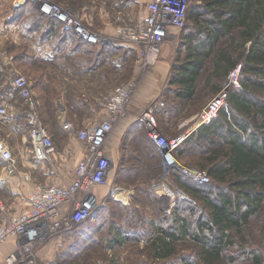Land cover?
Here are the masks:
<instances>
[{"label": "rangeland", "instance_id": "obj_1", "mask_svg": "<svg viewBox=\"0 0 264 264\" xmlns=\"http://www.w3.org/2000/svg\"><path fill=\"white\" fill-rule=\"evenodd\" d=\"M154 1L26 0L15 7L14 0H0L1 81L8 71H16L26 78L34 100L32 112L21 99L10 100L13 108L8 113L9 119L0 118V141L11 151L13 164L19 165L22 149H30L26 123L28 113H34L52 137L54 155L44 162L45 176L40 177L33 171V183L58 186L71 192L80 182L78 169L90 152L84 142L60 127V110L64 111L65 122L74 133L107 126L101 150L111 162L105 183L91 189L97 200L89 219L68 229L70 236L64 234L66 227L59 226L52 232L42 230L29 243L19 235L3 241L0 248L6 243L12 244L5 264H18L23 259H32L33 264H107L110 258H115L118 264H159L163 261L156 259L149 240L158 237L155 236L157 228L167 226L169 219L165 214L174 204L192 228L208 219L204 203L179 186L181 179L190 182L180 166L207 171L204 166H207L208 154L215 149L224 150L226 144L221 136L200 140L196 137L189 144L187 140L203 125L202 114L219 92L227 90L228 93L239 86L230 81L228 73L220 82L219 90L214 92L207 84L212 63L211 59H206L193 80V95L186 100L178 98L174 72L187 61L189 41L184 35L197 33L193 10L203 19L212 17L208 9L200 8L199 0H188L184 12H180L181 21L173 18L167 35L164 22L171 18L161 14L153 27L145 22L150 20L146 17L147 11L159 10ZM43 2L59 9L66 21L71 20L69 29H64V22L40 11ZM158 24L160 28L157 29ZM123 29H126L124 33ZM158 32L162 35H154ZM89 34L96 36L98 41L88 40ZM146 35L155 36L154 49H158V54L154 64L150 63L152 57L146 45L132 39ZM5 56L9 59L5 60ZM161 62H166L161 64L164 73L155 70L156 64ZM240 65L236 64L235 68ZM239 74L240 69L238 77ZM152 131L157 132L163 143L182 139L171 151L178 168L164 165L159 145L149 137ZM27 159L34 164L32 158ZM1 169L9 170L7 162L0 159V177ZM213 181L210 176L207 183ZM85 194L84 190L75 189L71 197L73 207L72 204L61 206L60 215L71 214L74 204L84 199ZM15 196L17 194L0 184V200L8 207L16 200ZM193 208L196 212L190 211ZM11 218L12 214L6 212L0 217V223ZM130 221L134 222L137 233L128 239L121 231L132 229L127 227ZM263 221L264 199L248 223L239 230L229 231V245L214 264H253L242 257L245 249L262 251L261 264H264L260 234ZM115 233L124 245L109 252ZM65 238H68L69 247L63 241ZM61 244L64 249L59 247ZM139 244L148 248L147 253L153 257L136 258ZM177 244L189 258L177 264H197L200 249L191 238Z\"/></svg>", "mask_w": 264, "mask_h": 264}, {"label": "trees", "instance_id": "obj_2", "mask_svg": "<svg viewBox=\"0 0 264 264\" xmlns=\"http://www.w3.org/2000/svg\"><path fill=\"white\" fill-rule=\"evenodd\" d=\"M199 1L200 8L208 9L212 19H203L193 10L197 33L184 35L189 41L187 61L174 72L177 76L175 94L183 100L193 95V80L206 59H211L212 63L207 84L214 92L238 63L241 64L240 85L228 91L217 116L200 126L187 140L189 144L196 137L200 140L216 135L226 144L224 150L215 149L206 157L205 172L215 183L196 184L191 179L178 182L183 191L204 203L208 219L192 228L174 204L165 214L169 219L167 226L157 228V238L163 239L159 247L166 249L162 253L154 252L156 259L163 261L159 264H177L189 259L177 244L188 237L200 249L197 264H214L229 245V231L239 230L248 223L264 199V0ZM190 211L196 212V208ZM133 223L127 224L132 229L127 228L122 236L130 239L135 235ZM260 234L263 250L264 221ZM113 236V241L118 243L119 238ZM251 251L245 249L242 257L261 264L262 251ZM169 259L172 260L167 262Z\"/></svg>", "mask_w": 264, "mask_h": 264}, {"label": "built area", "instance_id": "obj_3", "mask_svg": "<svg viewBox=\"0 0 264 264\" xmlns=\"http://www.w3.org/2000/svg\"><path fill=\"white\" fill-rule=\"evenodd\" d=\"M26 0H14L13 5L18 7ZM185 0H178L173 3V6H180L179 11L184 12L186 5L182 6ZM172 3V2H171ZM40 11L48 16L55 17L64 22V29H69L71 20H67L64 14L54 5L48 2H43L39 6ZM171 10H174L172 7ZM178 12L181 17V13ZM182 19V17H181ZM77 32H79L77 30ZM88 40L98 41L96 36L89 34ZM4 63L5 60L3 59ZM239 67L229 72L228 77L234 85L239 86ZM2 68L0 65V118L1 120L9 119V111L13 105L9 103L10 100L21 99L27 109L32 112L34 108V100L32 98L31 89L27 84L24 76L16 71H8L4 81H1ZM235 86V87H237ZM233 87V86H232ZM227 89V88H226ZM227 97V90L219 92V94L209 103L207 109L202 114L201 123L207 124L213 120L224 104ZM27 138L30 144L29 153L33 159L47 162L54 155V145L52 137L45 126H42L34 113H28L27 117ZM61 128L68 132L69 135L84 142L89 149L90 156L87 160L79 166L78 174L81 176L80 182H77L70 191H67L58 186L51 185H36L27 197L30 209L18 216H12L11 220L1 221L0 223V243L15 237L16 235L27 238L28 243L38 236L39 232L45 230L52 232L55 228L61 226L66 227L65 230L71 229L74 225L81 224L91 217L95 210L96 196L91 191L95 185H102L108 177L110 167V160L103 154L101 147L107 133V126H96L91 131H80L74 133L70 125L63 122ZM149 137L160 148L162 161L165 166L177 167L178 164L175 158L171 155L174 149L182 139H175L168 143H163L156 131L149 133ZM171 155L174 160L169 161L168 156ZM0 157L7 162V168L13 170V155L11 151L5 147L0 141ZM185 174L196 181L197 183H206L209 177L205 171H199L194 168H184L180 166ZM80 188L86 192L85 198L79 200L74 204V209L71 214L64 216V220L60 215V207L66 204H72V194L75 189ZM70 202V203H69ZM5 204L0 200V217L5 214ZM53 220V221H52ZM52 221V222H50ZM52 230V231H51ZM18 264H33L32 259H23ZM47 264H55L47 263Z\"/></svg>", "mask_w": 264, "mask_h": 264}, {"label": "crops", "instance_id": "obj_4", "mask_svg": "<svg viewBox=\"0 0 264 264\" xmlns=\"http://www.w3.org/2000/svg\"><path fill=\"white\" fill-rule=\"evenodd\" d=\"M7 58L9 59L8 56L4 57L5 60H7ZM165 63L164 62L157 63L155 66L156 72L162 71L164 73V69H162V67L164 68V66H162L161 64H165ZM58 120H59V125L61 127L62 123L65 122L64 111H62V110L59 111ZM29 154H30L29 150L26 151V150L22 149L20 152L19 165L18 164L16 165V163L14 162L13 170L4 171L3 169H1V177H0L1 187L5 188V189L7 188L8 190H11L13 193L17 194V196H15L16 200H14L9 207L3 201L5 204V211L7 213L10 212L12 214V216L13 215L18 216V215H20V214H22V213H24L30 209V205L27 201V197L30 194V192L33 190L34 185H35V183H33L35 181L34 180L35 175H33V171H35L40 177H43L47 174V171L45 170V167H44V161L35 160L32 158L31 155L29 157ZM27 158H32V160L34 161L33 163L34 164L38 163L39 166H37V164L36 165L32 164V162L29 161ZM0 159L3 160L1 157H0ZM65 165L67 166V164H65ZM18 166H20V170H18ZM48 176H50V174H48ZM122 195L124 196L123 193H122ZM117 196H120V195H117ZM118 199L122 200V198H118ZM122 201H123V203H126L124 200H122ZM66 205H68V204H66ZM61 217H62V220H64V216H61ZM121 233H127V232L121 231ZM133 233L136 234L137 231L133 232ZM64 234L66 236H70V232H68V230ZM158 234L159 233L155 232V236ZM115 235H116V233H115ZM167 239L168 238H166V240ZM67 240H68V238L63 239L65 245H67L66 247H69L70 244H69V242H67ZM118 241H119L118 242L119 244L117 242L113 241V239L110 240L111 243H110L109 249H108L109 252L115 251L116 250L115 248L118 246H121L122 244L124 245V241L122 242L120 239H118ZM66 242H67V244H66ZM149 242L151 245V249L153 250V253L155 251H158L160 253H162L163 251H166V249L163 250V248L160 249V247H159L160 246L159 243L163 242V239L153 237L152 239L149 240ZM63 245L61 244L59 247L61 249H64ZM3 247H4V249H3ZM3 247L0 248V259L3 258V264H5L6 258L8 257L7 254L12 249V244L6 243L5 246H3ZM139 247H140V248H138L139 254L134 255V256H137L136 258L140 257V259H145V257H147V256H149L150 258L153 257L152 254L147 253L148 248L142 247V244H139ZM125 254H126V252L122 253L123 256ZM65 256H68V253H65ZM107 263L108 264H118V262L115 258L114 259L110 258V260ZM69 264H73V263L71 262Z\"/></svg>", "mask_w": 264, "mask_h": 264}, {"label": "bare ground", "instance_id": "obj_5", "mask_svg": "<svg viewBox=\"0 0 264 264\" xmlns=\"http://www.w3.org/2000/svg\"><path fill=\"white\" fill-rule=\"evenodd\" d=\"M156 4L159 5V10H149L146 12V17L149 18L150 20L147 22L145 21L147 24H149L151 27L156 25V20L160 19L161 14L171 18V20H167L164 22V28L165 31L168 35L169 29H171L172 27H170L174 22L173 18L176 19L177 21H181V17L179 16L178 12L180 9V6H173V3H171L169 0H155L154 1ZM188 3V0H185L182 4V6L186 5ZM172 7H174V10H171ZM160 26L162 27V23L160 24ZM159 24L156 26V28H160ZM124 31H126V29H123L122 32L124 33ZM158 34V35H162V32H158V33H154ZM151 35H146L145 36H138L137 38H132L133 40H135V42L137 43H144L146 45V48L150 51L151 53V57L152 59L150 60L151 64H154V62L156 61V56L158 54V49H154L155 47V43L153 42L155 36ZM172 158V160H174V158L169 155L168 156V160L170 161ZM167 202V200H166Z\"/></svg>", "mask_w": 264, "mask_h": 264}]
</instances>
